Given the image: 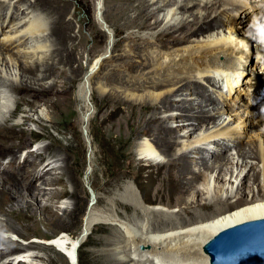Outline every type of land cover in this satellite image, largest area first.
Masks as SVG:
<instances>
[{"label": "bare ground", "instance_id": "bare-ground-1", "mask_svg": "<svg viewBox=\"0 0 264 264\" xmlns=\"http://www.w3.org/2000/svg\"><path fill=\"white\" fill-rule=\"evenodd\" d=\"M115 1L121 6L114 11L126 15L116 30H127L117 42L122 54L107 62L117 45L100 38L103 52L78 80L79 126L90 124V84L100 98L120 102L124 107L108 115H119L111 125L115 141L129 146L138 165L156 167V193L172 184L176 206L147 199L134 179L117 184L125 176L100 158L95 166L105 165L100 187L107 201L96 195L80 232L73 231L85 197L74 172L79 153L73 135L63 143L48 131L64 134L56 117L69 121L73 114L67 82L56 77H66L68 66L75 82L81 71L73 68L80 44L71 9L59 0H0V264H78L84 243L106 264H209L203 247L218 232L264 219V0ZM10 102L34 108L27 117L38 114L48 144L21 150L30 133L24 115L12 121L17 109ZM94 152L83 182L99 190L89 181ZM66 183L70 201L62 207L57 199Z\"/></svg>", "mask_w": 264, "mask_h": 264}, {"label": "rangeland", "instance_id": "rangeland-1", "mask_svg": "<svg viewBox=\"0 0 264 264\" xmlns=\"http://www.w3.org/2000/svg\"><path fill=\"white\" fill-rule=\"evenodd\" d=\"M59 1L61 2L62 5L67 6L68 9H71V15L68 12V14L71 16L69 23H71L70 24L72 26L71 28H73L72 31H73V33H75V36H76L75 43L80 44V47L78 48V50L76 52L78 59H77V62H75L73 64V68L79 69L78 71H80V70L81 71L78 72L79 76H77V78L75 79V82L74 81L69 82L67 79L68 76L71 75V73L68 69V66L64 67L66 69V72H67L66 77H62V76L58 77V75L56 76V74H55V76L57 77L58 80H60V81L64 80L67 82V87L69 89L68 93H70L69 96H71V97H69L71 99V101H70L71 107L70 108L73 111V114L71 115L69 121L66 120V118L64 117V114H62V116H60V114H59V116L56 117V120H60V121H58L59 127H62V129L65 130V131H63L64 134L58 135L59 133L56 132L55 130L51 129L50 127L48 128V131L54 137L61 138L63 143H66L68 140H71L72 135H73V137L75 138L74 145H73L75 147H73V149H74L73 151L79 153L78 154L79 157L77 156V158L74 159V165L78 166V169L74 172H75V174H76V172L78 174L77 177H78V180L80 181V187H81V190L83 192V195L86 198L83 197L84 198L83 208L78 215L77 224H76V227L73 231L75 233L80 232L82 225H83V222H82L83 215L86 212V209H89L91 207L92 203H95L94 200H95L96 195L97 196L99 195L98 198L102 199V201L103 200L107 201L106 197H108L109 194H104L107 191H104L100 187V185L102 184V181H103L101 179L102 178L101 177L102 176L101 170L105 168V165L101 164V167L99 165H98V167L95 166L96 165L95 160L100 159V158L105 160L107 163L110 162L109 165H110L111 170H114V172H117V173L119 172L118 174L120 177L125 176L124 179L117 182V184H120L124 180H126V182L130 183V181H132V179H134L135 182L138 184L139 188L141 189L140 192L142 193V195H145V197H147V199L162 198L163 199L162 203H164L162 206L166 205L170 209H173L176 206V204H175V200H174L175 196H174V194H172V192H173L172 191V184H168L167 185L168 189L166 188V190L163 193H161V194L156 193V191L154 190V179H153L154 175L157 174L156 173V171H157L156 167L153 165L148 166V167L142 166L143 162H142V164L140 163L138 165L136 158L132 154H130L129 146L128 147H125V146L122 147L120 144H118V142H116L117 140L115 141V130L111 129V127H112L111 125L119 119V115H117V116L115 115L111 118H109L108 115H110V113L113 112V110L117 106L124 107L120 102L115 101L114 103H110V102H108L109 101L108 98H100L98 96L97 92L95 91L94 85L90 84L88 94H90L91 96L89 97V100L87 101V104L89 106V114H91L90 124L85 129H82L79 126L80 125L79 124L80 117L78 115L79 114L78 109L80 108V106L83 105V101H82L81 97H80V100L78 101V99H79L78 95L80 96V92H79L80 88H81L80 86L82 84L80 81H78L80 76H81L80 74H82L84 71H86L89 68L91 61L97 55H99L103 52L104 44H102V43L104 42V40L106 43L109 42L110 46L112 44H114V42H115V45H117V42L119 41V39L125 38L127 35V30L126 31L122 30L119 34L116 31L117 29L124 28V23H125L123 21H124V18L126 15H123L120 12L114 11L115 6L120 5V3L116 2L115 0H103V5H102V0H59ZM97 5H99L98 9H97ZM73 10H75V13H73ZM97 13H99V17L101 18L100 21L97 18ZM68 14H67V16H68ZM130 14H132V13H127V16L129 18H133L134 16H132ZM67 16H66V18H67ZM118 16H119V18H118ZM153 22H154V19L149 20V23L152 24ZM96 26L98 28H101V29H98ZM133 31L136 32V30H133ZM144 33L150 34L151 32L144 31ZM101 37H103V39L106 37V39L101 40L100 39ZM100 44H101V46H100ZM113 49H112L113 50L112 54L110 53V50H109L108 51L109 53H107V55H106L107 56V60H106L107 62H109L111 60L110 57L112 58L113 56L115 57L116 54H117V56L122 54L121 51L123 49V45L118 44ZM114 53H116V54H114ZM135 56H136V54H135ZM117 60L118 59H116V62H117ZM122 61H125V62L128 61V57H123ZM132 64L137 65L135 62H133ZM100 74H101L99 77L100 79L106 75L105 73H103V74L100 73ZM14 97H16V95H13V98ZM25 99L33 100V99H29L27 97ZM104 101H106V103ZM75 102L76 103L78 102V104H76ZM9 104H10L9 106L12 110L17 109L15 102H10ZM34 105L36 107H38V105H39L41 112L43 111L44 114H45V111L47 112V110L44 108V106H42V102L36 101ZM33 109L34 108L32 106L19 107L16 110V115H17L16 118L14 120H12L13 122H17L18 120L21 119V117H23L22 115H24L25 118L23 119L22 122H25V124H23V126H24V129L30 133V135L28 134V136L26 137L27 139L25 138L26 144L21 145L22 146L21 150H25V149L27 150V148L30 149L31 147H29V145L35 144L38 146V145H44V144L49 143V140L43 137L44 131L42 129H40L41 125L37 123L38 114L32 113L31 117L30 116L27 117V112L29 113L28 115H30V113L33 111ZM22 122L20 124H22ZM42 123H43V125H47L45 122H42ZM104 124L106 126H104ZM101 125H102V127H101ZM47 126H49V125H47ZM251 127L252 126H249L248 129H250ZM14 132L16 134H18L20 132V129L16 128V130ZM70 132L72 134H70ZM136 135H137V137H136L137 140L142 137V135L139 132ZM245 141H247V140L243 139L242 144H245L246 143ZM114 147H116V148H114ZM92 151H95L94 152V159H93V163H92V165H94V167H93L94 173L92 172L93 174H92V176H90L89 181H90L91 187H92V183L93 184L95 183L99 187V190H95L93 187H92V189H93L92 190L90 188V186L87 185L86 182H83L84 173H85L86 169H89L88 165L90 164V158L92 156L91 155ZM115 152L117 155H115ZM109 155H111V156H109ZM115 157H117V158H115ZM116 161H117V163H116ZM10 165H13V164H10ZM115 165H116V167H114ZM123 168H124V170H123ZM96 170H97V172H96ZM148 172H149V176H147ZM44 175H45V173H42L41 177H43ZM64 180H66V179L64 178ZM34 181H35V179H34ZM38 181L41 182L42 180L41 181L38 180ZM112 182L113 181H111V183ZM111 183H110V188L112 186L116 185V183H114L112 185H111ZM65 189H66L65 190L66 192H62L63 193L61 196L62 199H61V197L57 199V201L59 200L58 202H60V205H62V207H65V203H68L70 201V199H69V192L71 191L70 184L66 183ZM58 191L59 192L62 191L60 189V187H58ZM112 193H114V192L112 191ZM158 194H159V197H158ZM103 204L104 203L98 202L97 207L100 208L101 206H103ZM56 205H58V204H56ZM176 208L180 209L181 206H180V208L179 207H176ZM120 209H121V211H120L121 213H123V214L126 213L122 208H120ZM54 210H55V208H54ZM185 217H187V215H185ZM3 219L4 218L0 216V221H3ZM39 230L42 233H47V232L50 233V231L46 230L43 226L42 227L40 226ZM94 234H96V235H94ZM57 235H59V232H57L54 236L57 237ZM91 236L94 238H97L99 236H102V234H101V232H93V234ZM49 240H51V239H49ZM95 243H97V241H95ZM89 248L91 249V245L86 244V243H84L83 245L80 246L79 251H78L79 252L78 264H106V262L102 261L103 259L100 260L98 258H93L87 252L88 250H90ZM97 248H99V247H97ZM90 257H91V259H90ZM93 260H95V261H93Z\"/></svg>", "mask_w": 264, "mask_h": 264}, {"label": "water", "instance_id": "water-1", "mask_svg": "<svg viewBox=\"0 0 264 264\" xmlns=\"http://www.w3.org/2000/svg\"><path fill=\"white\" fill-rule=\"evenodd\" d=\"M97 18L101 20L99 13ZM203 251L209 264H264V219L218 232Z\"/></svg>", "mask_w": 264, "mask_h": 264}]
</instances>
